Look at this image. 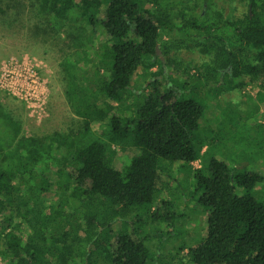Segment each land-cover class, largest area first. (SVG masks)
Here are the masks:
<instances>
[{"label":"trees","instance_id":"trees-1","mask_svg":"<svg viewBox=\"0 0 264 264\" xmlns=\"http://www.w3.org/2000/svg\"><path fill=\"white\" fill-rule=\"evenodd\" d=\"M223 1H38L45 27L37 21L32 27L57 37L63 32L71 49L61 67L76 124L24 131L20 117L0 102V264L152 262L146 238L133 228L115 230L114 222L136 221L141 205L160 222L170 200L160 197L151 207L163 192L166 168L198 160L193 135L203 107L186 93L198 83L232 79L242 87L264 79V0ZM96 34L99 51L87 50ZM192 47L204 51L195 64L180 56ZM87 62L94 64L92 78ZM143 73L150 91L131 104L126 93ZM193 172L207 215L186 261L264 264V203L249 192L237 195L238 177L223 162L213 159L206 173L201 166Z\"/></svg>","mask_w":264,"mask_h":264},{"label":"rangeland","instance_id":"rangeland-1","mask_svg":"<svg viewBox=\"0 0 264 264\" xmlns=\"http://www.w3.org/2000/svg\"><path fill=\"white\" fill-rule=\"evenodd\" d=\"M38 1L0 0V8L4 10L0 12V102L20 117L24 131L42 134L71 128L76 124V116L64 94L66 81L61 67L62 57L71 49L63 41V32L57 37L32 27L36 21L41 24L39 28L45 27L42 25L45 21L36 14ZM215 2L221 5L224 1ZM94 42L95 47L88 46L87 50L98 52L101 42L98 34ZM180 56L195 64L204 56V51L196 47L181 48ZM93 66L90 62L84 65L87 77L94 76ZM156 69L154 66L149 71ZM27 72L35 73L37 84L34 92H29L24 99V91L19 86L26 84L23 78ZM84 73L80 71L79 78L86 85ZM145 74H138L133 79L132 92L126 93L131 104H138L150 91L144 84ZM207 84L199 86L198 83L196 89L191 85V92L186 93H191L203 107L193 135L194 146L201 150L198 160L191 165L174 161L166 168L163 192L157 194V201L151 207L160 204V197L170 200L165 208L161 206L160 222L148 216V205L138 207L140 216L136 221L128 220L123 226L120 221L114 222L115 230L130 232L133 228L138 236L146 238L145 245L154 256L150 264H190L186 261V251L204 235L207 212L201 201L203 189L197 183L193 168L201 166V171L206 173L211 160L223 162L238 177L233 181L236 194L249 192L264 203V79L255 78L242 87L235 86L232 79ZM32 94L37 99H30ZM160 164L165 167L167 162L160 159Z\"/></svg>","mask_w":264,"mask_h":264},{"label":"built area","instance_id":"built-area-1","mask_svg":"<svg viewBox=\"0 0 264 264\" xmlns=\"http://www.w3.org/2000/svg\"><path fill=\"white\" fill-rule=\"evenodd\" d=\"M27 73H28V75L23 78V80L26 84L19 86L20 90L24 91V95H23L24 99L26 98V96L28 95L29 92H31V93L34 92L35 86L37 84V77H36L35 73H29V72H27ZM29 98L30 99H37V97L33 96V94H32V96L29 95Z\"/></svg>","mask_w":264,"mask_h":264},{"label":"water","instance_id":"water-1","mask_svg":"<svg viewBox=\"0 0 264 264\" xmlns=\"http://www.w3.org/2000/svg\"><path fill=\"white\" fill-rule=\"evenodd\" d=\"M158 51V50H157Z\"/></svg>","mask_w":264,"mask_h":264}]
</instances>
